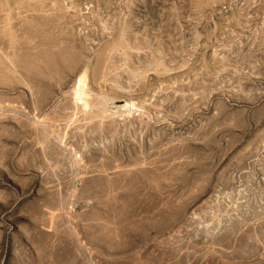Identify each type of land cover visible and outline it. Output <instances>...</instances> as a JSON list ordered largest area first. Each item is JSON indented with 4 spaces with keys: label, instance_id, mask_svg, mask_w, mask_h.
Returning a JSON list of instances; mask_svg holds the SVG:
<instances>
[{
    "label": "rangeland",
    "instance_id": "1",
    "mask_svg": "<svg viewBox=\"0 0 264 264\" xmlns=\"http://www.w3.org/2000/svg\"><path fill=\"white\" fill-rule=\"evenodd\" d=\"M0 264H264V0H0Z\"/></svg>",
    "mask_w": 264,
    "mask_h": 264
},
{
    "label": "bare ground",
    "instance_id": "2",
    "mask_svg": "<svg viewBox=\"0 0 264 264\" xmlns=\"http://www.w3.org/2000/svg\"><path fill=\"white\" fill-rule=\"evenodd\" d=\"M84 94H86V93H84ZM126 105V103L124 102V104H122V106L121 107H124Z\"/></svg>",
    "mask_w": 264,
    "mask_h": 264
}]
</instances>
